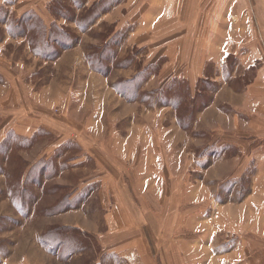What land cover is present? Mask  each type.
Segmentation results:
<instances>
[{
	"label": "rangeland",
	"instance_id": "1",
	"mask_svg": "<svg viewBox=\"0 0 264 264\" xmlns=\"http://www.w3.org/2000/svg\"><path fill=\"white\" fill-rule=\"evenodd\" d=\"M0 1V264H119V204L112 243L156 264H264V109L235 101L258 64L217 47L263 35L135 31V0Z\"/></svg>",
	"mask_w": 264,
	"mask_h": 264
},
{
	"label": "crops",
	"instance_id": "2",
	"mask_svg": "<svg viewBox=\"0 0 264 264\" xmlns=\"http://www.w3.org/2000/svg\"><path fill=\"white\" fill-rule=\"evenodd\" d=\"M48 1L49 0H47V2ZM128 2L129 0H127L126 4ZM2 4V1H0V6ZM126 4L124 3L123 6ZM30 6L32 5H27V7ZM184 6L187 7L186 20L182 19V16L184 15L181 14ZM133 8L139 9L134 12L132 17L131 10ZM160 8H162V10H160ZM127 10L128 11H126L123 18L126 19L125 23L129 22L130 25H134L136 27H134L135 31L136 29H138V31L142 30L144 27L151 24L156 26L157 24L186 23L191 25L186 33L187 35H190V32H196L195 25L201 23L203 24L205 30L210 31V35H251V39H257V35L264 36V0H135V2L130 5V8ZM245 40L246 39L243 36L236 41L225 39L220 42L217 47L219 50H222V52H227L228 54L237 56L243 62L241 63L244 66L249 67L255 63L258 64L255 78L245 87L243 93H236L235 101L236 104H238L241 101V98L244 100V103L247 101L252 103L254 101L252 98L258 97L254 104L256 108L263 107L264 109V106H262V104H264V99H260V96L264 95V50L262 49L259 41L256 42V44L248 46V49L246 50ZM248 59L251 60L246 63V60ZM178 82L180 81L178 80ZM186 82L192 89V80L188 78ZM197 89H199V85L197 86ZM196 99H199V97H194L192 94L189 95V100H191V102H195ZM207 109L205 108L204 111L199 112L197 120L204 121V117L206 120L208 117L207 112L209 111ZM234 110L235 113L242 116L241 120H243V117H249V115L245 113L242 114L241 110L237 108H234ZM257 112L260 113L258 110H256V113H253L258 117L257 119H259L260 116ZM238 115L236 114L235 117H238ZM203 128L204 127L202 126V129ZM143 193H145V191ZM126 204L130 208L129 214L128 212H126V214H128L129 219H132L137 226L141 223L145 224V222H147L142 215H146V213H143L145 212V209L138 207L137 200L135 198L132 200L130 197ZM104 206L107 213H109L107 215V224L111 232L113 231L115 233L116 231H120L123 228L121 226L122 221L125 220L121 205ZM110 210L111 212H109ZM134 228H136V226H134ZM136 231L137 230L135 229L133 232ZM113 234L109 235V241H107L105 245H101L102 249H107L105 251L106 255L103 256L107 257V263H109L110 260H114V263L115 261H118L119 264L120 262L122 264H156L151 256L144 254L145 250L141 244V239L143 238L140 239L133 234V239H130L127 243H112L111 240L116 238ZM117 237L120 238V235ZM101 261L102 258L100 259L99 264L102 263ZM164 263L170 264V262H165L162 257L161 264Z\"/></svg>",
	"mask_w": 264,
	"mask_h": 264
},
{
	"label": "trees",
	"instance_id": "3",
	"mask_svg": "<svg viewBox=\"0 0 264 264\" xmlns=\"http://www.w3.org/2000/svg\"><path fill=\"white\" fill-rule=\"evenodd\" d=\"M60 7H62V5H60ZM39 23H40L41 28L44 27L42 21H39ZM44 29L46 30L45 27H44ZM47 35H51V31H50V32H47ZM45 36H46V35L43 36V41H44V39H45ZM187 109H188V108H187ZM187 109H186V110H187ZM186 110H185V111H186ZM62 240H63V239H62ZM55 241H56V240H55ZM63 241H64V240H63Z\"/></svg>",
	"mask_w": 264,
	"mask_h": 264
}]
</instances>
